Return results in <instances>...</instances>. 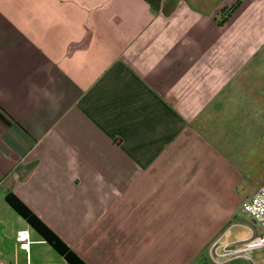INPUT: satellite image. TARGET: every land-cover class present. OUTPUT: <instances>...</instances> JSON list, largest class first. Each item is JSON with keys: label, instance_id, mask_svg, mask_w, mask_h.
I'll return each mask as SVG.
<instances>
[{"label": "crops", "instance_id": "crops-1", "mask_svg": "<svg viewBox=\"0 0 264 264\" xmlns=\"http://www.w3.org/2000/svg\"><path fill=\"white\" fill-rule=\"evenodd\" d=\"M235 1L220 24L222 0H0V256L47 245L13 193L86 264H211L264 188V41L224 37Z\"/></svg>", "mask_w": 264, "mask_h": 264}, {"label": "rangeland", "instance_id": "rangeland-1", "mask_svg": "<svg viewBox=\"0 0 264 264\" xmlns=\"http://www.w3.org/2000/svg\"><path fill=\"white\" fill-rule=\"evenodd\" d=\"M249 1L250 3L248 2V0H243L241 8L236 12V16H234V20L231 23L232 25H229L224 30V37L230 35H235V36L242 35L243 33L242 28L246 27L247 21H249V23L251 22L253 24V29L255 32V39H254L255 46L258 48L259 45L261 46L264 41V24L262 22L264 21V3H256L257 0H249ZM235 2H236L235 0L232 1L222 0V3H224L223 5L228 6V8H230L231 4ZM207 9H210L209 5H207ZM222 18H223V14H220L218 16L217 21L220 23ZM261 185L264 186V180L261 182ZM233 199L234 200L238 199L239 201L243 199V196L240 193L238 198H232V204L234 205ZM237 210L238 211H236V214H234V218L231 220L230 228L227 229L224 234L225 236L228 233L224 237L223 242L230 241L231 237L240 236L239 234L243 229L241 228V226H239V223H243L245 225L251 226V223L247 215L245 213L244 214L241 213L240 206ZM17 220L23 222L21 218H18ZM34 247H36L38 251H44V252H41V256H34V258L31 261L32 263L66 264L63 261V259L60 256H58L50 246L46 245L43 247L42 246H34ZM261 250H256L254 251V254H252L254 264H260L259 261L257 262L255 260V256ZM0 264H25V260L20 258V260L16 263L14 259H10L7 256H0Z\"/></svg>", "mask_w": 264, "mask_h": 264}, {"label": "built area", "instance_id": "built-area-1", "mask_svg": "<svg viewBox=\"0 0 264 264\" xmlns=\"http://www.w3.org/2000/svg\"><path fill=\"white\" fill-rule=\"evenodd\" d=\"M242 210L260 226L261 234L233 243H223L221 238L215 240L208 249V260L211 264H227L240 258L251 261L252 252L264 249V188H260L254 196L248 198L243 203ZM15 242L18 249L25 252V264H45L31 262L32 242L27 230L17 231Z\"/></svg>", "mask_w": 264, "mask_h": 264}, {"label": "trees", "instance_id": "trees-1", "mask_svg": "<svg viewBox=\"0 0 264 264\" xmlns=\"http://www.w3.org/2000/svg\"><path fill=\"white\" fill-rule=\"evenodd\" d=\"M239 5L240 2L237 1L230 8L223 10V18L220 21V24L225 23L228 18H230V16L238 9ZM4 199L6 204L14 211V213L23 219L27 225L39 236V238L49 245L66 264H86L37 216H35L17 196H15L13 193H8Z\"/></svg>", "mask_w": 264, "mask_h": 264}, {"label": "water", "instance_id": "water-1", "mask_svg": "<svg viewBox=\"0 0 264 264\" xmlns=\"http://www.w3.org/2000/svg\"><path fill=\"white\" fill-rule=\"evenodd\" d=\"M33 231V230H32Z\"/></svg>", "mask_w": 264, "mask_h": 264}]
</instances>
